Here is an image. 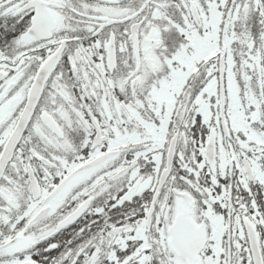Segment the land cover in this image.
<instances>
[{"label":"snow or ice","instance_id":"snow-or-ice-1","mask_svg":"<svg viewBox=\"0 0 264 264\" xmlns=\"http://www.w3.org/2000/svg\"><path fill=\"white\" fill-rule=\"evenodd\" d=\"M0 264H264V0H0Z\"/></svg>","mask_w":264,"mask_h":264}]
</instances>
